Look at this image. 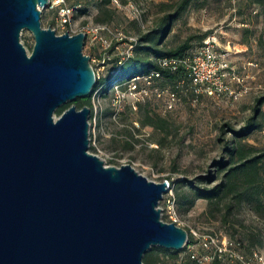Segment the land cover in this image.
I'll return each instance as SVG.
<instances>
[{
	"label": "water",
	"instance_id": "1",
	"mask_svg": "<svg viewBox=\"0 0 264 264\" xmlns=\"http://www.w3.org/2000/svg\"><path fill=\"white\" fill-rule=\"evenodd\" d=\"M49 0H0V264H143L152 245L188 232L161 218L168 186L88 150L86 32L41 25ZM31 30L30 53L19 40Z\"/></svg>",
	"mask_w": 264,
	"mask_h": 264
},
{
	"label": "rangeland",
	"instance_id": "2",
	"mask_svg": "<svg viewBox=\"0 0 264 264\" xmlns=\"http://www.w3.org/2000/svg\"><path fill=\"white\" fill-rule=\"evenodd\" d=\"M78 1L82 7L74 11L71 26L86 27L82 50L98 71L96 79L106 80L105 87L94 86L88 95L92 109L88 117V150L99 155L105 164L130 163L149 179L175 180L174 186L179 184L178 178L203 182V176H209L210 181L202 184L213 185L224 171L219 162L224 163L223 168L230 163L227 140L238 137L236 130L251 116L261 126L239 138L256 150L264 148V101L259 105L256 101L264 96V1L192 0L184 8L170 24L160 45L173 47L189 36L196 45L203 32L216 31L220 42L230 47L228 60L235 66L239 79L228 77L229 86L245 91L237 98L228 93L195 95L189 85H183L178 87L173 107L168 110L164 109L163 98L153 93L145 100H137L126 90V85L119 86L114 81V76L120 66L119 59L126 57L129 50L130 54L133 52L130 39L136 40L140 33L152 28L166 10H172L176 0H118V4L110 0L113 16L108 21L94 19L100 0H65L68 4ZM40 21L43 27L51 26L56 33L69 27L60 24L58 5L43 7ZM98 24L108 28L95 32L92 28ZM19 40L30 53L34 43L31 30L22 28ZM155 84L172 86L169 81ZM146 112L154 120L161 118L163 126L142 124ZM260 164L258 197L234 203L230 211L226 207L228 201L224 200L209 204L207 199L199 197L192 205L185 201L178 203L173 187L176 222L187 229L193 243L181 249L167 248L168 252L159 250L158 264H208L212 247L202 245L203 237L208 234L238 240L239 247L246 252L256 250L264 260V157ZM181 186L186 192V185ZM166 196L158 205L161 218L171 221ZM155 246L159 245L151 248ZM219 264L236 262L226 258Z\"/></svg>",
	"mask_w": 264,
	"mask_h": 264
},
{
	"label": "trees",
	"instance_id": "3",
	"mask_svg": "<svg viewBox=\"0 0 264 264\" xmlns=\"http://www.w3.org/2000/svg\"><path fill=\"white\" fill-rule=\"evenodd\" d=\"M192 0H176L172 5V10H166L163 15L159 17L156 24L149 28L148 30L139 34L137 39L133 42V52L130 55L124 57L120 63L119 69L114 76V81L120 83L122 80L128 79L138 73H146L152 69L158 68L156 62L157 57L162 55H180L194 50L202 41V39L212 32L207 30L203 32L199 37L196 45L191 43V37H186L183 41L177 43L173 47H162L160 45L163 35L168 30L170 24L181 14L184 8ZM258 2H263L264 0H256ZM76 8V10L81 9L82 3ZM110 0H100L98 6V12L95 14L94 19L97 21H108L113 16V8L109 6ZM77 3V2H73ZM71 3V4H73ZM182 76L180 70L168 71L162 70V74L155 78V83L169 81L172 83L171 88L178 91L179 86L189 85L190 83L186 78L183 84L178 83V79ZM103 78L96 79L95 87L104 86L105 82ZM192 89V87L190 86ZM193 90V89H192ZM89 96L85 98L77 97L72 101H67L56 108L55 113L58 115L64 108H66L71 103L75 104L77 108L83 105H88L91 108V102ZM258 105L264 101L263 97H258L256 99ZM92 109L90 111L91 116ZM153 116L148 112L145 113V118L142 119V124H151L156 126H163L162 120H154ZM261 122L254 118L249 117L246 123L239 129L236 130V135L238 137L232 140H227L228 150L230 154V163L226 168H223L224 163L219 162L224 169L220 179L213 185L202 184L210 181L209 176H203L205 179L203 182H196L193 179L188 178H178V183L175 185V180L170 182L175 187V198L178 203L185 201L187 205H192L196 198H205L208 200L209 204H215L220 200L228 201L226 202V207L230 211L234 203H239L242 200H254L259 194V183L262 178L260 168V161L264 157V148L256 150L255 146L251 144H244L241 142L240 136H243L253 129L259 128ZM161 143V140H159ZM181 185H186L187 191L182 189ZM189 240L191 237L188 236ZM237 243L240 242L237 240ZM241 250L249 256L252 250L246 252L240 246ZM159 250L163 252H168L169 249L162 246H155L150 248L143 255V264H158L160 259ZM221 259L214 256L208 264H219ZM194 264H198L194 262Z\"/></svg>",
	"mask_w": 264,
	"mask_h": 264
},
{
	"label": "built area",
	"instance_id": "4",
	"mask_svg": "<svg viewBox=\"0 0 264 264\" xmlns=\"http://www.w3.org/2000/svg\"><path fill=\"white\" fill-rule=\"evenodd\" d=\"M113 1L118 4V0ZM48 5H58V19L60 24L62 26H69L62 32L67 31L70 34L80 30L86 32V27L84 26L79 29L71 26L72 15L76 8L80 6L79 2L68 4L65 0H49ZM104 28H108L107 25L98 24L92 30L97 32L99 29ZM134 41V39H130L129 47H133ZM130 52L131 50L127 52V55ZM229 52V45L222 44L217 32L212 31L191 52L180 55L159 56L156 59L158 68L146 73L135 74L128 79L122 80L118 85H126V90L134 94L137 100H140V98L145 100V97L149 93H153L155 96L163 98L164 109L168 110L173 107L177 92L170 87L157 86L155 84V78L161 76L162 70H180L182 76L178 79V83L183 84L187 78L195 95L204 93L209 96H220L228 93L233 98H237L245 89L235 90L229 86L227 81L228 77L238 79L235 66L228 60ZM121 61L122 59H119L120 63ZM95 76H99L97 70L95 71ZM164 180L167 183L168 190L163 194L162 198L165 199V195H168L166 196L167 211L172 221L177 224L176 212L173 205L174 197L172 196L173 184L168 178ZM192 243L188 238L184 246H190ZM202 245L212 247V253L209 255L210 259L216 256L221 260L226 258L235 260L236 264H264V260H262L261 255L256 250H252L251 254L247 256L238 246V243L226 235L218 236L217 234H208L203 237ZM191 255L193 256L194 254Z\"/></svg>",
	"mask_w": 264,
	"mask_h": 264
}]
</instances>
